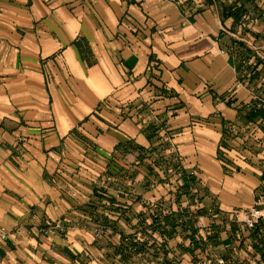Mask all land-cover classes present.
<instances>
[{
    "label": "crops",
    "instance_id": "crops-1",
    "mask_svg": "<svg viewBox=\"0 0 264 264\" xmlns=\"http://www.w3.org/2000/svg\"><path fill=\"white\" fill-rule=\"evenodd\" d=\"M189 1L0 0V264L264 261V0Z\"/></svg>",
    "mask_w": 264,
    "mask_h": 264
},
{
    "label": "built area",
    "instance_id": "built-area-1",
    "mask_svg": "<svg viewBox=\"0 0 264 264\" xmlns=\"http://www.w3.org/2000/svg\"><path fill=\"white\" fill-rule=\"evenodd\" d=\"M189 2H190L189 0H176V4L178 6H180L181 13L183 14L186 21L189 20V18L191 17V14H192V10H191V7L189 5L190 4ZM257 20H258V18L252 17V15L248 14L242 19L240 24L242 27L246 28L250 25V23H253ZM243 61H244L243 62L244 65H246L247 61H245V60H243ZM246 75H247V78L249 79V77H251V72L247 71ZM246 80H238L236 82L235 86L236 87L244 86ZM254 98L256 100H258L259 107L264 112V95L256 94V95H254ZM230 219L233 222H235L239 225H242L248 229H255L258 225L264 224V208L260 207L259 205H255V206H252L250 208L235 210L230 214ZM102 228H105V226ZM64 231H65V227H63V225H61L60 223H56V224L51 225L45 229H42L41 233L44 236L50 237V236L56 235L58 233H62ZM0 236L2 239H5L7 236L6 231L3 227H0ZM124 241L130 242V239L126 237L124 239ZM135 242H137V241H135ZM52 247H53V245H52ZM85 256L89 257V254L86 253ZM216 262H217V264H236L235 261L226 260L224 257L216 258ZM198 264H213V262L211 260H208V259H203V260L199 261ZM261 264H264V261Z\"/></svg>",
    "mask_w": 264,
    "mask_h": 264
}]
</instances>
